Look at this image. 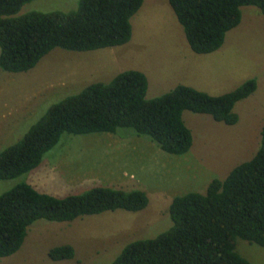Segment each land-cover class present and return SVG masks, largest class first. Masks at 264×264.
<instances>
[{
	"label": "trees",
	"instance_id": "1",
	"mask_svg": "<svg viewBox=\"0 0 264 264\" xmlns=\"http://www.w3.org/2000/svg\"><path fill=\"white\" fill-rule=\"evenodd\" d=\"M33 0H0V69L27 73L55 49L89 52L128 44L132 18L144 0H79L69 12H31L17 16ZM196 54L208 55L224 45L242 21V8L264 15V0H168ZM147 76L137 70L97 82L51 106L24 138L0 152V181L16 179L36 168L65 134L111 133L149 138L163 151L187 154L192 131L184 112L206 114L236 125L235 106L256 92V79L236 90L212 96L187 85L147 99ZM149 204L140 190L95 186L64 197L20 183L0 195V258L22 248L29 228L38 221L73 222L109 211L140 212ZM171 229L155 239L127 245L112 264H252L237 251L238 239L264 247V127L255 156L224 179L213 180L206 193L174 198ZM54 262L72 260L65 244L48 252Z\"/></svg>",
	"mask_w": 264,
	"mask_h": 264
},
{
	"label": "rangeland",
	"instance_id": "2",
	"mask_svg": "<svg viewBox=\"0 0 264 264\" xmlns=\"http://www.w3.org/2000/svg\"><path fill=\"white\" fill-rule=\"evenodd\" d=\"M79 0H33L17 16L31 12L69 13ZM133 35L123 46L89 52L55 49L27 73L0 69V152L24 138L48 109L85 87L109 83L117 74L137 70L148 78L147 99L187 85L212 96L232 92L250 79L258 88L235 106L236 125L212 116L184 112L193 145L185 155L163 151L149 138L111 133L65 134L35 170L0 181V195L20 183L64 197L95 186L140 190L149 198L140 212L109 211L73 222L38 221L15 255L0 264H112L130 243L155 239L173 226L174 198L206 193L238 165L251 160L264 127V15L242 8L240 25L220 50L196 54L168 0H144L132 18ZM69 244L72 260L54 262L48 252ZM236 251L252 264H264V247L238 239Z\"/></svg>",
	"mask_w": 264,
	"mask_h": 264
}]
</instances>
